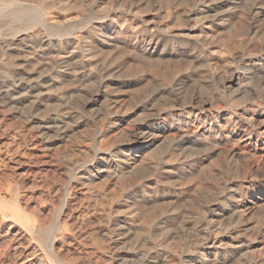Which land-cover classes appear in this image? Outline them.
Here are the masks:
<instances>
[{"label": "bare ground", "instance_id": "bare-ground-1", "mask_svg": "<svg viewBox=\"0 0 264 264\" xmlns=\"http://www.w3.org/2000/svg\"><path fill=\"white\" fill-rule=\"evenodd\" d=\"M154 4L190 6L198 33L156 23L129 55L98 48L123 30L137 34L130 16ZM263 7L264 0H0L8 22L0 56L11 48L23 55L21 68L14 61L0 78V264H101L98 255L107 264H264V56L237 53L229 39L248 20L246 40L261 41ZM67 8L77 18L60 23L55 10ZM113 12L126 19L121 27L92 23ZM68 77L77 83L72 93ZM110 85L124 94L111 97ZM94 93L89 106L100 109L72 125L79 98ZM224 105L229 131L213 112ZM16 118L24 125L8 127ZM235 157L241 168L231 185L196 181L207 165ZM81 200L99 219L88 244L77 238ZM225 230L230 241L208 244ZM193 236L197 243L186 244Z\"/></svg>", "mask_w": 264, "mask_h": 264}, {"label": "rangeland", "instance_id": "rangeland-1", "mask_svg": "<svg viewBox=\"0 0 264 264\" xmlns=\"http://www.w3.org/2000/svg\"><path fill=\"white\" fill-rule=\"evenodd\" d=\"M233 1H235V0H233ZM242 1H245V0H242ZM235 4L236 3H234V5ZM155 5L156 4H154V6ZM154 6L150 5V6H148V8H144V7L140 8L138 10L139 13H140L139 17L130 16V19H129L130 27L133 28V29L139 30V32L137 34L133 35L132 32H130V29L123 30L120 33L113 34L112 35L113 38H112V40L110 42H107V41H103V43L99 42L98 43V48L102 49V50L103 49L104 50H108V49L111 50V49L116 48V50H118L121 54L129 55L130 51L133 48V46L135 44H137V42H138L137 40L140 39V36H142V37L143 36L144 37L147 36L145 34H148L147 33L148 31L144 30V29H146V27L153 26L156 23H159V24L160 23L163 24L164 22L168 23V25L171 27V29L174 31V33H176V32H189L192 29H194V31H193L194 33H198L197 26L195 24L193 25V23L190 21V18H189L190 10L192 9L190 6L188 7L186 5H181L179 7L178 6L177 7H171V8H168V9L167 8L162 9L158 5H156L155 7ZM235 6H237V4ZM234 9H236V8H234ZM261 9H262L261 11H264V7L261 8ZM187 12H188V14H187ZM172 13H174V14L172 15ZM177 13L179 14L178 19L180 21L177 19V16H178ZM76 15L77 14L75 13V11L67 8V9L55 10V15L54 16L56 17V19H58L60 21V23L66 24L67 22H69L73 18H75ZM172 17H174V18H172ZM176 20H178V22H176ZM232 20L234 22H239V21H237L238 20L237 17L233 18ZM249 21L251 22L252 20H249ZM112 22H113L114 25H118L119 27H121V25L125 24L126 19L123 18V16H120L119 13L113 12L109 16V18H106L105 20H95V19L92 20L93 24L101 25L102 26V28H101L102 30H107L106 29V28H108L107 25H109ZM241 22L238 24V26L240 25L239 28H241V27L243 28L242 30L240 29L241 32L239 34H237V35L234 34V36H233V34H230L231 38H229V35H228V38L231 40V42H230L231 46L234 47L236 52L237 51L241 52V50L242 51L246 50L248 53L250 52L249 54H252L254 56V58H257L256 54L262 55V57H263L264 56V54H263L264 53V35H263V39L261 40L262 42L259 41V39L258 40L257 39L253 40L254 42L247 41L248 40V35L246 36V34H248V30H247L248 27L246 25H248L247 24L248 20H247L246 23H245V21H241ZM257 23L258 24H262L261 26L263 27L262 28V32H263V30H264V14L262 16L260 15V16L257 17ZM7 28H8L7 19L6 20H4V19L1 20L0 19V41L2 40L4 35L6 34ZM245 28H247V29H245ZM262 34H264V32ZM75 44H76V41H75L73 46H75ZM27 51L29 52L30 55H35V57H38L42 61H46L49 58V57H47V55L44 56L43 54H39V53L35 52L32 49H30V50L27 49ZM11 52H10L11 54L6 55L5 57L3 55H2L3 57L0 56V78L1 79H4V78H6V77H8L10 75V66H12L13 63H15L17 61L16 62L17 65L16 64H14V65L18 67L19 66L18 64H20L22 59H23L22 58L23 55L19 54L13 48H11ZM239 52H237V53H239ZM139 61H141V60L133 58L132 63L137 65V66H140L142 64ZM230 67H234V66L232 64H230ZM18 68H21V65ZM144 70H145V72L147 74H150L152 72V70H151V68H150L148 63H147V67L144 66ZM62 78H65V77H62ZM202 79L204 80V77ZM110 80L112 81V77L110 78ZM65 81H66L65 82L66 89H68L69 93L74 92V90H75L74 88L77 87L76 86L77 83L75 82L76 83V85H75L74 81H72V79H70L69 77L67 79H65ZM110 87H111L110 88V92H112V93L109 92V94H110L111 97L113 96L115 98V96H117V95L122 96L124 94L123 91H121V89L119 91V88L116 89L117 87L114 88L111 85H110ZM70 89H71L72 92L70 91ZM54 93L55 92L52 93L53 97H57V94L56 93L54 94ZM97 96H98L97 93H94L92 96H90V98L87 97V100H86V98H83L82 99L83 101L79 98V102H78L79 103L78 104V109L79 110L78 109L77 110L78 111L81 110L80 112H78V113H80V115H78V117L76 119H74L75 121L73 120L71 122L72 125L77 124V122L78 123H82L84 121L89 120L90 119V115H92L95 111L98 110L99 105L97 107L94 106L95 109L93 107L89 106V102L91 101L90 99H92L93 97H97ZM120 98H123V97H120ZM80 101H82L83 103L80 102ZM53 102H55V101L53 100L52 103ZM84 102H86V104ZM137 103L138 104L135 105L136 108L138 106L143 107L144 106L143 104H145V101H140V102H137ZM80 104H81V106H80ZM88 107H90V108H88ZM224 107L219 109L220 111L219 110L215 111V108H214L213 112L222 115V117H221L222 122L221 123H223V126H224L223 129L225 131H229V130H231L233 128V126L229 122H227V119L229 117V115H228L229 113L228 112H230V110L228 108L229 107L228 105H224ZM87 108L91 109V110H88ZM240 108L241 107H239V108L236 107V109H238V110ZM239 112H241V111H239ZM82 115H84L85 117L82 116ZM22 125H24V122L22 120L17 119V118L16 119H11L8 122V127H11V128L22 126ZM124 125L127 126L128 129H131V127H132V125H130L129 123H127V124L125 123V124H123V126ZM129 126H131V127L129 128ZM192 128H194L193 125H192ZM119 129H116L112 133L109 134L110 135L109 138H110V142H111L110 145L112 147H115L116 145L119 144L118 143L119 141L116 140L121 135L120 132L118 131ZM113 144H114V146H113ZM73 146L77 147L76 144H73ZM228 147H230V145ZM233 147L236 149V152L239 154L238 156H240V154H241V158L246 157V158H243V159H247V158H248L247 160H249V159L251 160L252 159L249 155H247V154L245 155L244 154L245 149L238 150L239 148H238V145H236V144ZM230 148H232V145H231ZM235 158H236L235 160L233 159L232 161L231 160L225 161L221 165H216V164L207 165L200 172V174L196 177V181L198 180L199 184L201 182L202 184L203 183H205V184L208 183L207 185H214V184H217V181L218 182L219 181H225L226 179H228L229 181L228 180H226V181L231 185L234 182V180L237 179L238 174L240 172L238 170H239V168H241V166H240L241 164H239V163H241L242 159H239V157L238 158L235 157ZM236 160H238V161H236ZM227 162H229V163H227ZM234 170H236V171H234ZM156 175H153V174L148 175V180L150 182H152L156 178L155 177ZM190 189H192V188H190ZM167 196L168 197L171 196L172 200L174 199L178 203L182 202L181 195H178L177 193L175 194L174 192H171V193L167 194ZM81 204H82V206L80 207V209H81L80 216L77 219L78 220V226H77L78 230H76L77 234H78L77 238L82 244H88V243H90L92 241L94 242V240L96 239L95 235H96V229H97V227L99 225V219H98L97 214H95L94 211L92 210V208L86 206V204L82 200H81ZM212 204H213L214 207L217 206V202H214ZM247 221H246L247 223L245 222L246 225L250 224V226H252L254 224V221L251 220L249 217L247 218ZM214 234L216 235L215 237H214ZM214 234L212 235L213 239L208 241V244H210V245H214L213 242L215 240L217 241V242H215V246L219 245L218 239L220 237L222 238L224 236H226L228 238V239L225 240V242L226 241H230L229 237L231 235V232H229L227 230H225L223 232L222 231L221 232L220 231H214ZM217 237H218V239H217ZM184 239H181V240H184L186 242L189 241L187 243L183 242V243H186V244L190 243L191 245H193V243L194 244L197 243V241H196L197 238L194 237V236L190 237L189 240H186V239H188V237H184ZM97 260L101 264H107V263H105L103 261V259L99 255L97 256Z\"/></svg>", "mask_w": 264, "mask_h": 264}]
</instances>
